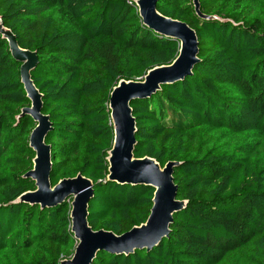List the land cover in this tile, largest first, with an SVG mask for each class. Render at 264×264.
<instances>
[{"label": "trees", "instance_id": "trees-1", "mask_svg": "<svg viewBox=\"0 0 264 264\" xmlns=\"http://www.w3.org/2000/svg\"><path fill=\"white\" fill-rule=\"evenodd\" d=\"M157 0L186 22L197 61L183 79L133 99L134 156L173 178L185 204L149 250L99 251L91 264H264V0ZM0 19L21 48L51 123L50 181L77 173L93 183L88 224L120 235L144 223L154 188L107 179L114 139L109 97L121 79L142 80L173 62L178 40L143 24L136 0H0ZM20 65L0 32V264H61L77 243L70 202L41 208L17 200L36 188L25 174L35 122Z\"/></svg>", "mask_w": 264, "mask_h": 264}, {"label": "water", "instance_id": "water-1", "mask_svg": "<svg viewBox=\"0 0 264 264\" xmlns=\"http://www.w3.org/2000/svg\"><path fill=\"white\" fill-rule=\"evenodd\" d=\"M192 1L198 10V0ZM156 3L157 0H136L142 22L158 34L178 40L179 53L172 63L148 70L142 80L121 79L109 97L114 139L108 151L107 179L120 184H144L154 188L152 207L146 221L120 235L105 229L93 230L89 226L88 203L94 192L89 178L77 173L74 177H65L51 184L50 146L45 143V135L51 123L48 115L41 111L42 94L31 77V70L38 58L35 51L18 45L11 30L5 28L0 19V32L7 39L13 57L21 63L20 79L30 99V106L23 108L22 113L31 116L35 122L29 135V146L35 152L33 168L25 176L35 182L36 188L25 191L17 200L38 204L43 208L72 198L71 231L77 243L72 256L63 259L61 264H91L99 251L129 254L135 249L149 250L168 234L173 213L185 204L184 200L177 198V185L173 178L174 167L178 163L168 161L161 167L154 158H138L133 152L136 124L131 108L132 100L146 98L160 89L161 85L183 79L197 61L198 42L194 29L184 21L161 14Z\"/></svg>", "mask_w": 264, "mask_h": 264}]
</instances>
